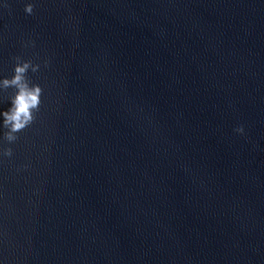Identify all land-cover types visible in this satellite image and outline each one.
<instances>
[{
	"label": "water",
	"instance_id": "obj_1",
	"mask_svg": "<svg viewBox=\"0 0 264 264\" xmlns=\"http://www.w3.org/2000/svg\"><path fill=\"white\" fill-rule=\"evenodd\" d=\"M35 4L0 0V79L44 89L0 160L5 264H264V0Z\"/></svg>",
	"mask_w": 264,
	"mask_h": 264
},
{
	"label": "clouds",
	"instance_id": "obj_2",
	"mask_svg": "<svg viewBox=\"0 0 264 264\" xmlns=\"http://www.w3.org/2000/svg\"><path fill=\"white\" fill-rule=\"evenodd\" d=\"M35 0H25V12L33 14L35 9ZM35 46V41H32ZM39 63H33L31 60L18 62L11 77L0 79V90L9 87L15 88V94L11 97L10 107L0 111V117H3L2 126L7 129L4 132V139L9 142L5 147L0 143V160L3 157H12L14 149L11 144L18 139V133L33 124L36 119V113L40 109L44 89L39 83H31L27 78L29 69L33 72L40 70ZM235 133L243 136L246 135L245 125L240 124L233 130ZM24 167H28L25 165ZM0 264H5V260L0 257Z\"/></svg>",
	"mask_w": 264,
	"mask_h": 264
}]
</instances>
